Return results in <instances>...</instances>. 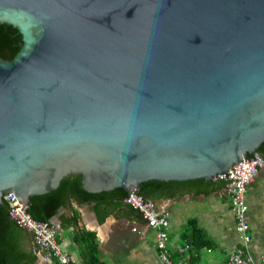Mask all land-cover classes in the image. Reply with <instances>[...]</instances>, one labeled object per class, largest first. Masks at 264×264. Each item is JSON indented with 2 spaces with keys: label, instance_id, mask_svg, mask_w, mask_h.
I'll return each instance as SVG.
<instances>
[{
  "label": "water",
  "instance_id": "obj_1",
  "mask_svg": "<svg viewBox=\"0 0 264 264\" xmlns=\"http://www.w3.org/2000/svg\"><path fill=\"white\" fill-rule=\"evenodd\" d=\"M0 204L210 180L264 142V0H0Z\"/></svg>",
  "mask_w": 264,
  "mask_h": 264
},
{
  "label": "crops",
  "instance_id": "obj_2",
  "mask_svg": "<svg viewBox=\"0 0 264 264\" xmlns=\"http://www.w3.org/2000/svg\"><path fill=\"white\" fill-rule=\"evenodd\" d=\"M257 154L264 158V148ZM204 181L208 185L189 181L168 186L152 195L150 202L164 207L167 213L168 249L173 259L179 257L178 249L187 245L186 255L191 264H225L228 254L241 246L229 200L223 191L224 181ZM244 202L249 235L244 251L253 261H258L264 259V164L247 185ZM49 221L58 226L55 241L73 264H88L85 246L92 239L93 260L97 264H160L154 247L155 232L123 200L96 197L84 201L71 197ZM189 223L199 230V241L206 242L197 249L184 240L190 233ZM18 245L22 251L31 253L28 232L21 230ZM33 264L57 263L35 258Z\"/></svg>",
  "mask_w": 264,
  "mask_h": 264
},
{
  "label": "built area",
  "instance_id": "obj_3",
  "mask_svg": "<svg viewBox=\"0 0 264 264\" xmlns=\"http://www.w3.org/2000/svg\"><path fill=\"white\" fill-rule=\"evenodd\" d=\"M263 164L264 158L252 152L232 164L224 174L212 178L224 181L223 191L229 200L234 219V230L241 246L228 254L225 264H264V259L253 261L251 256L244 251L249 242L244 194L247 185L255 178L258 167ZM2 199L7 204L9 219L13 221L17 228L30 234L33 256L44 262L56 261L57 264H73L55 241L58 230L56 224L51 221L44 222L33 219L27 212V206L12 194H7ZM123 202L136 210L147 227L155 232L154 247L160 264H191L190 258L186 255L187 245L178 249L179 257L176 259H173L168 249V217L164 207L155 206L137 193H128Z\"/></svg>",
  "mask_w": 264,
  "mask_h": 264
},
{
  "label": "trees",
  "instance_id": "obj_4",
  "mask_svg": "<svg viewBox=\"0 0 264 264\" xmlns=\"http://www.w3.org/2000/svg\"><path fill=\"white\" fill-rule=\"evenodd\" d=\"M19 43V35L16 31L7 26L3 27L0 25V58L9 60L13 54L17 51V44ZM264 148V142L254 151L255 153L260 152ZM203 182L208 185L207 181L203 179H195L188 181H156L149 180L139 184L137 194L140 195L144 200H149L152 195L161 193L168 186L177 184H183L184 182ZM206 186V185H205ZM127 193L119 188L113 189L108 192L100 193H87L80 187L64 186L55 188L53 191L32 196L29 198L27 205L28 214L37 221L47 222L49 219L56 214L58 209L65 205L68 198L75 197L84 201L92 200L96 197L113 198L121 202ZM190 233L185 240L187 244L197 249L201 244L206 242H200V232L194 228V225L188 224ZM82 235V234H81ZM91 236L90 234H88ZM21 238V230L9 219L7 214V204L2 199L0 204V264H33L35 256L30 252H24L19 248V240ZM88 246V247H86ZM85 246V250L88 256V264H97L93 260V250L95 245L93 239L89 245Z\"/></svg>",
  "mask_w": 264,
  "mask_h": 264
}]
</instances>
